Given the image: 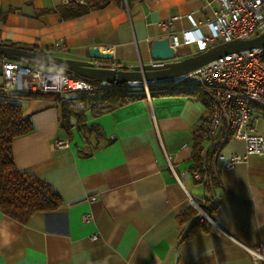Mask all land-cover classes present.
I'll return each mask as SVG.
<instances>
[{
    "label": "crops",
    "instance_id": "0c3cea01",
    "mask_svg": "<svg viewBox=\"0 0 264 264\" xmlns=\"http://www.w3.org/2000/svg\"><path fill=\"white\" fill-rule=\"evenodd\" d=\"M98 1L0 0V42L74 60H89L97 47L111 56L104 63L129 69L150 63L161 38L180 44L175 60L196 54L182 42L208 34L218 9L217 0H116L72 19L60 13ZM173 17L171 30L159 26ZM182 92L90 117L88 142L76 127L69 136L60 127L61 102L76 93L21 98L34 130L13 141L14 165L49 184L60 205L25 222L0 211V264H253L246 248L264 244V157L226 170L245 154L241 140L229 141L224 160L212 158L217 186L207 191L191 169V142L208 105L202 94ZM57 138L69 147L55 148ZM211 198L224 233L187 218Z\"/></svg>",
    "mask_w": 264,
    "mask_h": 264
},
{
    "label": "built area",
    "instance_id": "2783aa9c",
    "mask_svg": "<svg viewBox=\"0 0 264 264\" xmlns=\"http://www.w3.org/2000/svg\"><path fill=\"white\" fill-rule=\"evenodd\" d=\"M215 18L209 23V33L197 38H185L182 44L193 47L196 54L212 46L234 39L250 40L264 33V0H217ZM177 17L162 21L159 26L171 30ZM193 25L196 24L193 22ZM171 46L180 44L170 38ZM3 86L0 92L30 96H63L68 93H92L108 90L62 72L49 73L32 69L16 61L2 60ZM156 92L200 93L208 105L207 138L223 137L214 155V162L224 160L223 146L231 140H241L244 155H233L224 163L226 170L245 161L249 155L264 157V135L258 133L259 111H264V44L260 47L229 53L206 65L170 79L149 83ZM128 87V86H126ZM148 87L146 97L151 98ZM133 88V87H131ZM55 148L69 147L67 139L54 140ZM215 165V163H214ZM215 167V166H214ZM199 179V174L195 175ZM94 199V198H93ZM198 208V207H197ZM90 219L84 216V221ZM195 221L224 233L204 210L198 208ZM253 264H264V244L246 248Z\"/></svg>",
    "mask_w": 264,
    "mask_h": 264
},
{
    "label": "trees",
    "instance_id": "16d2710c",
    "mask_svg": "<svg viewBox=\"0 0 264 264\" xmlns=\"http://www.w3.org/2000/svg\"><path fill=\"white\" fill-rule=\"evenodd\" d=\"M111 1L116 0H99L95 4L86 6L72 4L69 7L61 8L60 13L64 19H72L84 15L90 10L100 9ZM6 45L14 46L12 44ZM71 76L83 79L99 87L111 86V88L86 94L76 93L74 99L61 102L62 124L60 127L65 130L68 136L71 135V130L76 127L82 132V137L85 138L87 133H91L92 129L91 127L84 126L83 123L90 117H95L122 107L136 99L146 98V95L141 91V86L123 89L126 85H110L77 75ZM153 91L152 95L164 93L156 92L154 88ZM113 92L114 94H112ZM180 93L182 94L183 92H176L174 94ZM185 93L197 95V92L185 91ZM28 97L33 96L0 92V211L20 222H25L35 212L54 211L60 205V198L49 184L34 175L17 169L14 165L12 154L13 141L34 130L31 120L24 115L22 104L19 101L21 98ZM258 114L262 116V113ZM208 120L209 118L203 119V124L194 130L191 142L194 164L191 169L192 171L200 172V180L205 189L212 191L217 186V177L212 158L215 151L221 147L223 137L207 138ZM85 139L88 142L87 136ZM212 201L213 199L209 201L210 204L207 207L205 206L206 208H203L210 217L215 212V207H212L211 204ZM186 215L187 218L193 217L194 219L198 215V212L195 210H191L190 212L188 210ZM202 227L198 226V228L203 229Z\"/></svg>",
    "mask_w": 264,
    "mask_h": 264
},
{
    "label": "water",
    "instance_id": "95a60500",
    "mask_svg": "<svg viewBox=\"0 0 264 264\" xmlns=\"http://www.w3.org/2000/svg\"><path fill=\"white\" fill-rule=\"evenodd\" d=\"M264 44V33L250 40L234 39L181 60H175V52L168 38L154 40L151 62L129 69L104 63L110 54L101 53L97 47L89 49V60H74L38 52L22 46H8L0 42V88L3 86L2 60L39 65L57 69L67 75H77L95 82L128 87H148L149 83L170 79L194 71L229 53L249 50Z\"/></svg>",
    "mask_w": 264,
    "mask_h": 264
},
{
    "label": "rangeland",
    "instance_id": "374dc122",
    "mask_svg": "<svg viewBox=\"0 0 264 264\" xmlns=\"http://www.w3.org/2000/svg\"><path fill=\"white\" fill-rule=\"evenodd\" d=\"M29 67H31L32 69H38V70H41V71H44V72H49V73H57L58 72V70L57 69H54V68H47V67H42V66H39V65H32V64H30L29 65ZM141 86V85H140ZM142 87V92L144 93V94H146V92H147V89L144 87V86H141ZM131 87H123V89H130ZM134 88V87H133ZM139 89V88H138ZM148 89H149V91H150V94H151V96H152V94H153V87L152 86H150V87H148ZM140 91V90H139ZM140 91V92H141ZM112 94H114V92L112 93ZM259 113L261 114L262 113V116H260L261 118H260V122L258 123V127H259V129H260V132H263L264 131V111H259Z\"/></svg>",
    "mask_w": 264,
    "mask_h": 264
}]
</instances>
